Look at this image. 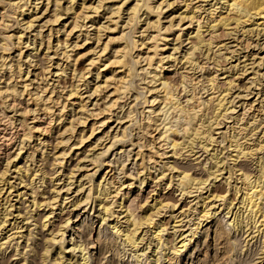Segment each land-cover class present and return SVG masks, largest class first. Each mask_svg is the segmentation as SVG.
Masks as SVG:
<instances>
[{
  "label": "bare ground",
  "instance_id": "bare-ground-1",
  "mask_svg": "<svg viewBox=\"0 0 264 264\" xmlns=\"http://www.w3.org/2000/svg\"><path fill=\"white\" fill-rule=\"evenodd\" d=\"M3 1L6 2V0H0V6L5 5V4H3V5L1 4V3H4ZM31 1L32 0L13 1L12 4L15 5V10L17 9V11H14L11 15H5V13L2 14L3 11H2V13L0 11V27L2 26L1 28H4L3 27L5 25L4 23H8V22L3 21L4 18H9V20H10V17H12L14 15H15V17H17L16 14L19 16H23L25 8L28 11L27 5H30ZM63 1L66 3V5L62 9L61 4H60L61 0L60 1L54 0L53 4L51 3L50 0H46V3H45L46 8L44 7V10H45V12L46 11L51 12L50 13L51 14L50 20H52V23L53 22L57 23V21L62 16L61 14L63 12H65V11H68V13L70 12L71 17H69V18L71 20L69 21L70 24L68 26V28L69 27L70 28L67 31L64 30V28L66 27L65 25H67V23L65 22L66 24L63 23L61 25V27L57 28L56 30H53L52 27L49 28L48 33L45 35L43 34L44 36L41 34V32H38L33 37V41L31 43L32 47H33V51L38 50L37 46H39L41 48L43 46L42 50L45 49L44 51H49L51 48H53L54 51L52 50V52L54 55L57 56L58 51L60 50L59 51V52H61L60 57L62 56L63 60L66 63H64L65 65L63 68H61V66H59V64H57L56 68H55L56 71L53 68V70H54L53 74L56 72L55 77H59V79H60L62 77L61 75L63 73L65 74L66 70H69L72 72L73 78H77L78 80L77 79L76 80L79 81V80H81V78H83V76H84L83 72L86 71L87 69L86 70L85 69L80 70V69L76 68V66H77L76 64L78 63L77 61H79V59L81 57H84L86 55H91L93 52L95 54V51L99 50L96 48H98L99 45H102V48L99 47L101 50V53H98L99 54V55H97L98 58L95 60V63H96V61H99L101 59L100 56H102L104 53H106L105 51L108 50V47L110 46L109 43H111L112 47L111 48L109 47V50H108V52L110 53L109 57L106 59L105 62H103L102 67L97 68V70L99 68H103L101 70V72H103L102 84L98 83L99 85H96L93 87V88H95V89H93L94 91L92 90L93 95H95L97 92H99L100 98H99V96L97 98H99V101L101 100V104L97 100L98 102L97 103L95 102V104H94V106H95L94 110L90 111V113L88 114L87 112H89V111L84 109L85 105H86L85 103H83L84 99L82 100V97H81L82 95L79 96V93H78L79 91L76 90L78 85H75L74 88L69 89V94L65 98H63L64 95L62 96L63 93L61 91V88L59 91L58 79H57V83L55 85L52 82H51L52 83L51 85H50V83H48L47 75H49V74L52 75V70H50V67L52 65L50 64L49 55H47V53H44V54L42 53L43 54L42 57H38L40 55L31 56L32 55L31 53H29L27 55L29 58L30 57L32 59L34 58V60L32 62L33 65L30 63V66L32 65V67H33V72H34V70L35 71L39 70V71L36 73L35 72L32 73L30 75V77H32L31 79L27 78L28 74L30 73V71L29 72L27 71V76L25 77L24 80H22V78H23V75L21 73V66L22 65L18 62V60H20V57L22 54V51H21V46H22L21 36L22 35L20 36L19 34L18 35L14 34V33L10 34L7 32H6V35H3V36L0 35L2 37L1 41H3V44H0V116H1L0 122L2 120H5L8 123L7 125H10V126L16 128L15 132H14V136H13V139H14L13 144H15L18 141L19 145H17V146H19V147L16 148L17 153L15 154V157H18V155L21 153V151H23V149L26 147L27 143H33L34 145H32V144L27 145L28 148H27L26 152L28 150H31V151H28L26 159L29 158L31 162L33 161L32 163H35V162L39 163V165H37V166L35 165V169H37V170L33 169L32 171H30V169L28 170L27 168L26 169L24 168V170H23V169H21L22 167H16V164H12L13 167L15 168L14 170H17L16 174H18L17 180L19 182L18 183L16 182V184H11V181L9 180L10 181L9 182L8 178H5L6 174H8L7 172L9 171V165L11 163V160H9L10 157L8 156L6 151L4 152L3 160H5V164H4L5 166L4 167L0 166V264H13L10 262L11 257L16 258L15 259L16 261L14 264H103V263L104 264H112L111 261H108L107 259L103 262V260L106 258V256L104 255L105 251H103V250H105L104 249L105 247H103L102 237L106 236V234H107L106 231H108L107 229H110L112 231V232L111 231L110 232L113 233L114 235L116 234V237L122 238V240H123L122 243H126L127 245H130L133 248H137V243L142 242V240L144 238V236L143 237L140 236L141 233L143 232L142 230H140V228L143 225H146V227L151 228L149 230H152V229H154V227L157 224L155 222V220L150 215H143L141 217H139V216L137 217L133 214L135 212L132 213V212H130L129 209H126L123 212H126L124 217H126L125 223L127 222V225H126L125 229L120 228V226H117V225H119L118 223H120L119 217L123 212L114 211V208H112L113 204L110 203L109 201H106V199H108V196L111 194V192L108 193L107 191H109V190L104 189L103 192L97 193L98 195L95 198L96 201L98 202L97 205L99 207V209L97 208V210L95 209L93 211V214L94 213L97 214L96 216H94L92 213L91 214L89 213L90 208L87 209V205L89 204L87 196H89V195H86V198L83 199L84 200L83 202H79L77 200H74L75 202H73V204L71 205L72 210L77 211L75 213V215L73 214L74 219L67 218L64 221V224L63 225L61 224V227L58 229V231H57L58 233L55 237H52L49 239V238L45 237L46 235H44L43 231L49 225V219L50 218L48 217V215H45V213H43V215H42L41 211H44L45 208H49V207H50L49 209H52V206L54 205L52 203V201H56V200H55V198L54 199L51 198L52 199L51 200L50 197L46 195L48 193V191L39 193V192H37V189L39 187H43L45 189L52 188V186H49V185L50 184L52 185V183H53L51 175L54 174L53 173L54 171H52L49 166L54 167V165H56L57 167H60V168L65 167L64 166V163H65L64 159H65L66 155H68V154H66V152L63 150L60 153H58V155H57L56 154L57 152L55 153V151L58 148L57 145H60L63 142L62 136L68 131H72V133H73L74 129H75L73 122H72L74 119L72 121L69 120V122L67 121V123L66 122L64 123V120L66 119V118L64 119V116H65L64 109H66L65 105H67L66 102H69V100L74 98V97L79 99L78 104L81 106L80 108L82 110L87 111L86 115L90 118L89 121L87 120L88 119L87 117H84L81 119V116H83L82 114L84 111H80V112H82V114L78 118L79 119L78 123L80 125H82V128L78 130V133L76 132V139L73 141L74 143L71 145L72 146L71 150L73 149L74 151H76L75 152L76 154L74 153L76 156L78 155V153H77L78 150H82L81 154H79V155H83V158L86 159L88 156L86 153H87V151H89L86 149V147H90L93 143L95 145H96V143L98 144V142H100L103 138L104 139L106 138L105 136H108L107 132L105 130H102L100 135H98V137L95 139V141L93 143H90L88 145H86V143L88 141H91L89 139H93L94 137H96L95 136L96 132L98 131L100 126L107 125L106 123L108 122V120L111 119V116L114 114V111L116 109L119 108L123 112V114H122V116H120V118L118 117V113H120L121 111L118 113L115 112L116 113L115 114V116H116L115 120L118 121L117 122L118 124H121L123 126V124L128 123V126H129L130 125L129 123H133V121L137 122V119L134 118L135 115L133 114L134 116H132L133 111H131L129 109H128V111H126L127 109L124 111L122 110L124 108V106H123V104L119 105V100L122 97L124 98L127 95L129 96V93H131V91L135 92V94H134V100L135 101L136 100L139 101L138 100L139 98H141L142 100H143V98H145V95H144L145 92L143 93L141 91L143 88L140 91L137 90L136 87L134 86L135 82H133L132 79L134 80V78L137 76L136 75V74H138V73H136L138 70L137 67L141 61L143 63H145V65L147 67H150V68L152 67V65L156 59L154 57L157 56L156 53L158 52V51H156V53L150 54V52H154V50L158 49V45L153 44V47L152 46L150 47L147 45L146 41H145L146 42V44H145L143 41L145 38L143 39L142 38L143 35H141L143 33L140 34L141 35V42L138 43L139 42L138 40H137L138 42L135 41L134 36H133V33L136 31L135 29H134L135 31L132 30L133 32H131V33H129V32L126 33L127 31L124 33V31L121 30L123 32L120 35L115 36V37H109L108 41H106L105 43L101 42V38H102L101 34L102 33L100 34V32L104 31V30L109 31V29H110L109 25L105 26L103 24L104 27H101V26H103V25H101L99 27L94 28L93 32H95V33H93L94 35H93L92 40H91V42L92 41L93 42L91 45L86 46L87 51L82 53V54H79V52H77L74 55L75 58H72L71 55L73 54L72 53L73 51L71 48H70L71 50L70 49L68 50L67 48H69L70 46H72L73 49H75L77 47L78 48L82 47L83 45H85V42H87L86 40L89 39L88 37H90V35L84 36V39L82 38V40H81V41H83L84 44H80V45L77 42L80 41L79 35H81V34L76 35L75 42L74 43L72 42L73 45L68 44V41H65V37H64V41L59 39L58 34L61 33L60 32L61 30L62 31L64 30V32H67L66 34L65 33L64 34H65L66 38H69L70 35L73 36L75 34L76 28L78 30V28H80V27L82 28V26L85 27V24H83V25L79 24V22L83 23V19H84V17H83L84 15L81 16L80 11H79L80 10L79 7L80 6L82 7V2L75 9L74 4H73V0H63ZM103 1H107V0H101L100 2H103ZM199 1H205V0H197L196 2H199ZM7 2H9V1H7ZM11 2H9V3H11ZM149 2H150V0H124V2L122 0L121 4H119V6L117 5L116 8L113 7L114 6L113 4L110 7H106L107 10H109L108 13H110V15L107 17L110 20V22L108 24L111 23L110 18L115 17L116 19L119 20V18H121L122 13L125 11L126 12L125 15H127V17H128L127 18L128 20L126 19V25L129 23V25L131 24L130 27H133V22L135 20L140 21V19H139L140 16L145 14L144 15L145 17L142 20V21H144L143 24L145 25V27L142 30L143 32L149 31L152 29H153V31H157V32H160L161 29L164 30L165 27L163 28L162 24H160V18H159V16L162 13L160 14L161 11L158 12V9L166 1L163 0L164 3L161 1V2H159L158 5L156 4V6H151ZM219 2H221V1L216 0L215 4L216 3L218 4ZM9 3H7L8 6H9ZM32 3H31V6H32ZM34 3H35V1H34ZM50 3H51V6L49 5ZM126 3H128V4L125 5ZM221 3H222V5L225 4V6L223 8V9H225L224 10L225 12L224 13L222 12L223 14L218 13L219 15L216 17L211 16L213 11H212V13L210 11H211V8L213 5L210 6V4L208 3L209 7H211L209 9L210 11L207 10L208 16L210 15V17L207 18L203 24H199V23L196 24L197 27L194 30L195 31L194 34L192 33L193 31L191 32L194 35V39L192 41L190 40V42H187V44H191V45H190V47H188L186 52H184L183 57H181L182 58L181 59L182 64H180L179 61L174 59V56L172 58V56L169 55V56H167V59L171 58L169 61L170 62L169 67L170 66H172V68L177 67V64L179 63L181 66H184L182 68H183V70L186 69V72L188 71L187 70L188 68H190V71H191V69H194L195 67H202V65L204 63H202L201 60L199 61L198 55H197L198 53H194V51H197L199 49V46L202 45V46L206 47V49H204L203 54H201L202 56H204V60L210 61L212 59L211 60L212 63L216 66V67H213V69L214 68L217 69V67L220 65V64L218 65V63L216 62L217 57H216V59H214L215 57L211 58L209 55V52H211V50H212L211 45L214 42H212V41L208 42V40H206L208 43L205 44L206 38L202 35L203 27H205L206 30L205 29L204 30L207 31L208 34L209 33L213 34V31L214 30L216 31V28L222 27L223 29H226V30L232 29V32L237 31L239 28L240 32L242 31L241 35H245V36H247V34H249V33L251 34L253 31L255 32L256 30H257L256 31L257 34H259L261 32L262 35H264V0H222ZM35 4L33 6L38 5V4H36V5ZM171 4H173V2L170 4H167V5L169 7H172V6H170ZM189 5H190V3H186V2L183 3L184 9L187 10L186 13L191 14V16L187 17L188 15L182 16L180 14L182 16L181 18L179 16L181 21H183L186 17L189 20L195 19L193 11L200 9L196 5H195V7L194 6L189 7ZM52 6L54 7L52 10L48 8V7H52ZM123 6H125L124 9H122ZM215 7H217V6H215ZM11 8H13V7H11ZM162 8H160V9H162ZM2 9L4 10L3 7H2ZM215 9H214V12L216 11ZM29 10H31V7ZM59 11H61V12H59ZM70 14H69V16H70ZM170 15H171V13L168 16H170ZM195 15H196V13H195ZM168 16L166 18H168ZM15 17H14V19H15ZM30 17H32V13H31V15L29 14V16L27 18H30ZM152 18H155V19H152ZM173 18H175V17H172L171 19H173ZM17 19H18V17H17ZM36 19L34 17V18H31V20L26 21L25 18H21V21L24 25H26V29L29 28V30H30L33 22ZM46 19L48 20L49 18L47 17ZM81 19H82V21H80ZM108 19H106V20H108ZM171 19L169 17V21H172ZM14 21H16V19ZM21 21H19V22H21ZM17 22H18V20H17ZM116 22L117 21H115V24H116ZM191 22H190V24H191ZM248 22H249V24H247ZM231 25H234L235 29L233 27L230 28ZM247 25L253 26V27H251L250 29L249 28L245 29V27ZM41 26H43V24ZM114 26H116V25H114ZM135 26H136V24H135ZM126 27H129V26L127 25ZM168 27H169V25L167 26V28ZM134 28H136V27H134ZM3 30H5V28ZM165 31H167V30H165ZM229 32H230V34H232L231 31H229ZM227 33H228V30H227ZM253 33H252V35H256V33H254V34ZM228 35H229V33H228ZM262 35H260V36H262ZM137 37H140V36H137ZM190 37H191V34L189 37L187 35V39H190ZM242 38H245V39L240 40ZM242 38L240 36V39H237V40H240L238 42L239 43L238 45L241 47L240 50L245 52L243 57H245L246 59L241 61L243 63L241 74H244V73H246V68H247L246 67L247 64H245V61L248 60V57L252 56L253 58L256 59L258 56H257V53H254V52H251V50H248L249 48H253L251 46L257 40H254L255 42L253 44H251L252 42L250 41L251 43H249L248 37L247 38L242 37ZM36 39L37 40L39 39L38 44L36 43L37 42ZM155 39H154V42L157 43L158 40L155 41ZM12 40H15L16 42L13 43ZM67 40H69V39H67ZM150 40H151V38H150ZM175 40L181 41L178 36ZM52 41H56L55 46H53L54 44L52 45ZM8 42H9V44H8ZM10 42H11V44H10ZM182 42H183V40H182ZM182 42H180L179 44L181 45ZM201 43H203V44H201ZM258 43L259 42H257L256 45ZM93 45H95V47H93ZM217 45H215V47H217ZM15 46L17 47V52H18V59L16 61L17 63H16V67H15L16 71L12 70V68H13L12 64H8L11 61V60H9V54H10L11 50H13V47H15ZM219 46H221V45H219ZM222 46L225 47V44ZM239 46H238V48H239ZM254 46H255V44H254ZM223 47H221V48H223ZM255 47L258 48L259 46L258 47L255 46ZM262 47H263V45H262ZM201 48L202 47H200V49ZM213 48H214V46H213ZM133 49L138 52L137 54H135V56H133V52H132ZM163 49H165V48H163ZM163 49L160 51H163ZM31 50H32V48H31ZM174 51H176V48H174ZM68 53H70V54H68ZM194 54L197 55V58L194 57ZM150 55H152V56H150ZM160 57H159L158 62H155L156 66L152 70V75H151V71H147L148 70L147 68H146L147 70L143 69V70L147 71V74H150V76H148V79H147L149 81L146 80L147 81L146 83L148 84V86L150 88L147 89L146 88L147 84H146L145 88L147 90L146 89L145 90H146L147 94L149 93V95H150L149 97H151V99H150L151 101H150V106H148L149 107V109L147 111L148 114L145 116V119H146L145 124L141 125V123H139V126H138L142 132L140 131L141 134H138V133H136V134L142 135V133H143L145 135H149L148 137L150 138V140L148 141V144H147L149 147L148 148L149 155H144L145 153H147L146 151L144 154H142L143 152L140 153V151H143V150H140L141 148L138 150V152L135 155V157L137 159L139 157V159L141 160V163H139V165L137 164L138 169H140V167L142 166V161H144V159H146V158L148 161H151V162H152V158H154V156L156 158H159V159L162 158V156L166 154L164 152V150L162 149V146H164V145L170 146L171 151H172V155H176V151L178 150L177 147H180L181 145H186V144L176 141L173 137L170 138V135H173L174 137H176L177 133H180V132L182 133V137H181V138H183L182 140H185L186 143L188 142V146L190 145V151L189 152H193L194 149H193L192 145L193 144L195 145V142H196V145H199L203 150H207L206 144L202 145V143H203L202 141H205L206 143L213 141V136L211 135L213 130H217L218 129L217 127H220V125L223 123V120L226 118V117H224L225 114L228 113V110L230 108V107L229 108L226 107V105L229 106L230 103L231 104L234 103L233 99H231L229 101L226 99V97L229 93L228 90H229L230 86L233 85V83H230V86L228 89H226V90L222 89V91H220V89H218V87L216 85H214V84H216V83H214V80H216V76L210 75V76H212V77H209L210 79L208 77H206V78L209 79V80H207V81H209L207 83L212 82L211 87H209V89L207 87H203V89L207 88V90H206L207 92L209 91V93L206 95V100L201 99L202 97L199 94L200 90L198 91L195 84H193V86L191 85L192 87L189 90H187L186 86L184 85L183 91H185V94L186 93H189V94L187 95L186 100H185L186 106H185V104L183 105L182 102L179 101L180 99L179 98L177 99V97L179 95L177 97L173 95L174 89L172 88L173 90H171V85H172V84L170 85L171 80L169 79L170 80L169 81L167 78H163L164 76L162 77V74H160L161 76L158 74L160 71L156 70L157 68L161 69V67H162L160 65V63H162V61L164 59L160 58ZM261 60L264 61V58L261 57L259 59V61H261ZM70 61H71V63H70ZM93 61L94 60H92L90 58L88 61L89 64L87 63L86 65H88V66L92 65ZM201 63H202V65H201ZM194 65H196V66L193 67ZM69 67H72V68L69 69ZM199 69H201V68H199ZM251 69H252V67H251ZM223 70L226 72L225 68ZM157 71H158V73H156ZM190 71H188V72L190 73ZM4 72H5V74L3 75ZM57 72H60V73H57ZM216 72H215V75H216ZM6 73L8 76H6ZM100 73L98 72L97 76H96L98 80H99ZM147 74H146V76H147ZM134 75H136V76L133 78ZM185 76H183V77L187 79V77H185ZM187 76H188V74H187ZM4 77H5V79L2 80V78H4ZM189 77H192V76H189ZM146 78L144 76V81ZM27 81H29V82L27 83ZM193 81L194 80H192V82ZM37 82H39L38 85L41 84V86H40L41 88L38 90L39 87L36 86V88L34 87L35 88L34 90H30L31 89L30 86L32 84L34 85ZM188 82L190 83V81H188ZM182 83H184V82L182 81ZM203 84L204 83H202V85ZM208 86H209V84H208ZM200 87H202V86H200ZM216 88H217V90H216ZM171 91H173V92H171ZM176 95H177V93H176ZM77 96H79V97H77ZM136 102H135V105L137 104ZM147 103H148V101H147ZM246 103H241V104H243V109H242L243 112L239 113L235 117L234 116L232 117V118H234V122H233L232 126L229 125V126L233 127L232 131H231L232 134L230 136L228 134V131L226 130L227 131L226 136L228 135L227 137L229 140H228V145L225 148L229 149L228 159L232 161L233 166H230L231 168L228 166L230 169L229 168L227 169V172H226L227 175H225L226 176L225 181L227 182V185L230 186V185H232L229 183L230 180L235 179V181H234L235 184H233V186H231L229 188L230 190L233 191L232 198L225 199L226 195H225V197L220 196L221 193L219 195L213 194V192L210 188H209V194L207 196H205V197L201 196L202 190L206 189L205 187H202V186H204V184L207 183L210 178L213 177V179H217V176L219 174H222V170H219L220 168H218V167L220 166L219 164L222 165L223 162H220V161L221 160L223 161V159H221V160L217 159V156H216L217 152L216 153L212 152L213 154L211 156V159L214 161L210 164L208 171H207L208 176L210 178L209 177H207L208 179H200L198 177L195 178V177H193L195 175L192 176L190 173L187 172L189 169L188 170L185 169L184 171H181V170L176 171V175H175V181L177 183L176 184L177 188H180L178 190V192L180 191L181 195L192 194L193 190L195 193L199 192L198 194H200V195H198V197L200 200H202V205H204V201L206 199H207V201H208V199L210 201V197H211V201L208 202L207 205H204V207H201L202 209L200 210V213H202V214L199 215L198 221H197V223H195V229L197 230L199 228V226H202L203 222H206L204 227L205 226H207V227H205L204 229L201 227L200 229H202L206 235V237H204V238H207V237L210 238L209 235H211V234L208 233L209 231L212 233V242H211V244L210 243L208 244L207 242H205L207 240L204 239L203 241L206 244H202V243L201 244L206 245L207 249L211 245H213L211 247L214 250H217V251L220 250L219 253H221V250H223L225 243H227L226 245H228V243L230 245L234 244L236 246V248L241 249V245H239L238 238H236V237L230 238L231 236H229V238H230L228 240L229 242L225 241V243H223L222 245H221V242H218L217 238L219 237V235L221 233H223L222 231H225L224 230L225 225L226 226L228 225L231 228H233L235 233L238 232V234H239V232L242 231V235H243V233L244 234L247 233L248 230H251L250 233L254 234V236L251 238L256 237V241L259 238V240H258L259 245L257 246L258 250H257L256 255L258 254L259 251H260V254L264 252V157H260L258 160L256 158L258 170H256L257 175H255V176L254 175L252 176L251 171L247 170L248 167L245 168L246 167L245 164H244L245 167H243V165L241 164L242 158H247V157L250 158V157H254L255 155L257 156V152H259V151L264 152V132H262L263 135L261 137H256L255 140H253V139L251 140L252 136H255V133H253V132L257 131L259 129L258 126L263 125L262 128L264 127V105L260 104V106H261L259 108L260 110L255 111L256 109L251 110L252 109L251 104H249L248 109H245V106H247ZM189 104H191V105H189ZM22 105H24V106L22 107ZM129 105L131 106V102ZM145 105H146V103H145ZM7 110L12 111V114H14V116H15V114H18L16 112L19 111L20 114H18V115L20 116V118L19 119L15 118V120H11L10 116H8L6 114ZM210 110H211L210 114H212V115H210V117H209V116H207V114L205 112L208 113V111H210ZM231 110L232 109H230L229 112L233 111V110L232 111ZM246 111H249V113H247ZM245 113H247L246 116L247 117L249 116L250 118L248 117L249 120L248 121L246 120L243 124L242 120L244 119ZM172 114H174V116ZM84 115H85V113H84ZM171 115H172V118L174 120H176L178 125L175 124V126H172L171 118H170ZM11 116H13V115H11ZM176 116H177V118H176ZM226 116H227V114H226ZM230 118H228V119H230ZM261 118H263V119H261ZM28 120H30V121H28ZM179 121H182V123ZM15 122L18 123L17 126H15ZM248 123L251 124L252 128L248 127ZM54 125H56V126H54ZM59 125H60V127H59ZM2 126H4L3 123H2ZM128 126H124L125 128L123 127L122 129L127 130ZM52 127L54 129L57 128L58 135H56V136L59 137L60 139H62V141H60V139H59V141H57L54 146H53L52 141H51ZM106 127H108V126H106ZM172 127H176V128L173 129ZM61 129H63V130H61ZM246 129H248V131L245 133ZM2 130H3V133H5L6 129L4 128ZM128 130H130V129H128ZM137 131L139 132V130H137ZM151 131L154 132V135H152V133H150ZM121 132L123 133V130ZM10 133H11V131H10ZM72 133H71V135H72ZM124 133H125V131H124ZM249 133H252V134L250 135ZM260 133H261V131H260ZM1 134L2 133H1V129H0V140H3L6 136L1 135ZM221 134L222 135L224 134L223 136H225V132H222ZM221 134H219V135H221ZM249 135H250V137H249ZM41 136H43V137H41ZM141 138L146 139L144 136ZM117 139L118 138H116L115 140L117 141ZM112 140H114V139L112 138ZM141 141L139 140V142H141ZM221 141H223V140H221ZM112 143H113V141H112ZM213 143L214 142H212V144ZM157 144H159V146L157 147V150L153 151V149L156 147ZM49 146L51 147V151H49V153H46L47 147H49ZM196 147H198V146H196ZM93 148H94V146H93ZM93 148H91V150ZM108 148L110 149V147H108ZM108 148H107V151H108ZM186 148H188L187 145H186L185 149ZM52 150H54V153L52 155H50L51 154L50 152H52ZM159 150L162 152L159 153L158 152ZM207 151H205V152H207ZM69 153H70V151H69ZM39 155H40V158L38 157L39 158L38 160H34V158H35L34 156H39ZM210 155H209V157H210ZM96 156H97V154H96ZM12 158H13V156H12ZM79 158L80 157H78L76 159V160H78L77 163L70 170H68L67 174L65 173L67 179H69L70 177L73 178V174H75V173H73V171H74L73 169L80 168V167H78V163L82 159L79 160ZM92 161L94 162L93 164H95L97 162L96 158H93ZM154 161H156V160L154 159ZM56 162H58V163H56ZM90 162H91V160H90ZM54 163H56V164H54ZM156 163H157V161H156ZM156 163H154V165ZM147 164H146V166H147ZM26 165H28V164H26ZM101 165L102 164L100 163V166ZM36 167H38V168H36ZM48 167L51 171L48 170ZM1 168H4V169H1ZM31 168H33V167H31ZM98 168H100V167H98ZM142 168L145 171L146 168L143 166H142ZM143 169L141 171H143ZM223 170H225V168ZM28 171H30L29 175H28ZM249 171H250V173H249ZM146 174L149 175L150 173H148V171H147ZM223 174H225V173H223ZM161 176H163V175H161ZM172 177H171V179H172ZM252 178H254V179L252 180ZM103 179H105L104 181H108L105 184L106 188H107V185H111V187H113V188L118 185L117 184L114 186L115 179H114V177H112V175H110L107 180H106V178H103ZM35 180H39V181H37L38 183L40 182L39 186L35 185ZM237 181H240V182L238 183ZM26 182H28V183H26ZM46 183H48L47 187H46ZM171 183H173L172 180L169 181V184H171ZM21 184H24V186L20 187V188H23L24 190H28L27 187H30L29 188L30 189L29 198H31V199L29 201L30 202L29 206H27L25 208L26 211L22 207L24 206L25 203H28V201L25 202L24 200H26V199H22V198L27 194L24 191H19L18 187ZM99 184H97V189L99 188L98 187ZM237 184H239V185H237ZM68 185H71V184H68ZM210 185H212V183H210ZM119 186H121V185L119 184ZM229 186H227V187H229ZM53 188H54V186H53ZM207 188H208V186H207ZM11 190L13 191V193H15V194H13L14 197L16 198L15 200H17V202L15 204L11 203V201H12V198H10L12 196ZM69 190H70V187H68L66 191L68 192ZM81 190H83V189L82 188L79 189L78 192ZM90 190L88 191L89 194L91 193ZM117 190H118V188L116 187L115 191H117ZM41 191H43V190L41 189ZM60 191H61V189H59L58 192H60ZM229 191H227V192L229 193ZM217 193H219V192H217ZM90 197L91 196H89L88 198H90ZM81 198H83V197H81ZM215 201H221V202L223 201L222 207L224 208L223 210H225V213L221 218H219V221L222 223V222H224L223 220H225L223 218H226L227 220H225V222H224L225 224H223L224 226L218 227L216 225L217 223L215 224L216 225L215 227H214V225L208 226V224L211 223L212 220H214L216 217L218 218V215H217L218 213H217L216 209L219 206L215 207V205H214V204H216ZM234 201H236V202L234 203ZM70 202H72V201H70ZM205 203H207V202H205ZM209 203H211L210 206H209ZM16 204H18L19 207L16 208L15 207ZM51 204H52V206H51ZM237 204H238V206H237ZM235 205L237 206V209H236ZM80 206H81V208H79ZM208 206L210 208L205 210V208ZM173 207H175V205L172 206V208ZM211 207H213V209L215 207L216 209H214V211H213V209H211ZM12 208H14V210L17 212L16 214H20L21 213L20 211H24L23 212L24 215L22 214L23 215L22 221H25L26 223L19 226V223L17 224L15 221L12 223H10L11 221L9 222V219H8L9 216L13 215L10 212V210ZM120 208H122V207H120ZM243 208H244V211L242 210ZM63 209H64V207L61 208L60 211L62 212ZM234 209H236L235 212L233 211ZM188 210H187V212H188ZM223 210L221 211V213H223ZM247 211H248V213H246V216L244 215L245 216L244 217L243 214H245V212H247ZM183 213H186V212H183ZM84 215H86V216H84ZM92 215H93V217H90ZM225 215H227V216L225 217ZM95 217L97 218L96 221H94ZM108 218H113V219H111V221L113 223H111L110 225H108L109 224L108 223L107 224L108 228L105 227V229L103 230L104 226L102 227V225L105 224V222L108 220ZM11 219L14 220L15 218H11ZM246 219H247V221L244 222L245 224H243L242 221L246 220ZM178 220L180 221V219H178ZM216 221H218V220H216ZM213 223L214 222H212V224ZM177 224L178 223H176L175 225H177ZM98 225H99V228H98L97 233L95 234V232H96L95 230H96ZM248 225H249V227H248ZM247 227H248V229L244 230V228L246 229ZM163 230H164V227L161 230H157V232H155L153 230L154 231L153 236L157 240L156 244H159L158 245L159 250L161 249L162 246H165L167 244L161 240L162 236H164V234L162 233L163 235L161 236L160 232ZM196 230H194V232H192L190 234L192 237L196 234L195 233ZM252 230H254V231H252ZM24 232H25V234H24ZM150 232L152 233V231H150ZM255 233H257V235H255ZM144 234L146 236V233H144ZM249 234L247 236H249ZM149 235H150V233H149ZM180 235L182 236V234H180ZM172 236H174V235H172ZM184 237L181 239L179 237L180 240L178 241V243H180V245L178 246V248L175 245L172 249V253L175 254L177 252L176 254H178V251L185 249L187 247V240H188V242H190L192 238L186 240V238H184ZM22 238H23V240H22L23 243H22L21 248L19 250H15L14 253L5 257L4 253H5L6 249L8 248V246L10 245V243L12 242V240H17V239H22ZM175 239H173V240L175 241ZM231 239H232V241H231ZM138 240H139V242H138ZM219 241H221V239H219ZM194 242H196V241H194ZM248 242H246V245H243V246H248L249 245ZM65 243H66V246H64ZM55 245H56V247H54ZM230 245H229L230 249H233ZM17 246L18 245H16V247ZM197 246L198 245L196 244V247ZM229 247L227 249H229ZM17 248H19V247H17ZM17 248H15V249H17ZM147 248H149V247H147ZM193 249H194V247H193ZM52 250H53V252H52ZM162 250H163V247H162ZM194 250H197V249H194ZM151 252L154 253L155 251H151ZM160 252H162V251L160 250ZM160 252H158L157 254L159 255ZM191 252L192 253H190L189 256H190V259L192 260V255L195 251L194 252L191 251ZM76 254L79 255V256H77L78 259L76 258V260L73 261V259H75V257H76ZM142 254H143V252H141L140 254H137V255L132 254L131 257L132 258L135 257L136 261H139V259H140L139 256ZM217 255H218V253H217ZM152 256H154V255H152ZM165 256L167 258V254H164V255L161 254L160 256H157L155 259H153V261H152L153 264H161L162 261L164 260ZM224 257H225V254H224ZM118 259L120 260V262L121 261L124 262V260H125L124 258H121V259L118 258ZM252 262H253V260H252ZM260 262L264 263V260L259 261L258 263H260ZM254 263H255V261H254ZM117 264H120V263L117 262Z\"/></svg>",
  "mask_w": 264,
  "mask_h": 264
},
{
  "label": "rangeland",
  "instance_id": "rangeland-1",
  "mask_svg": "<svg viewBox=\"0 0 264 264\" xmlns=\"http://www.w3.org/2000/svg\"><path fill=\"white\" fill-rule=\"evenodd\" d=\"M7 1H9V2L12 1V2L9 3ZM13 1H17V0H6V2L3 1L4 3H1L2 5L5 4L4 6H0L1 13L3 11L2 14L5 13V15H11L14 11H17V9L15 10V5L12 4ZM34 1L38 5H36L34 3ZM34 1L32 0L30 2V5H27L28 11L25 8V11L23 13L24 14L23 16H19V15L16 14V16L18 17V19H17V17H15V15L12 16V17H10V20H9V18H4L3 21L4 22H8V23H4L5 25L3 27L5 28V30H3L4 28H1L2 26L0 27L2 29V30L0 29V32H1L0 35H2V36L3 35H6V32L7 33H10V34L11 33H14L16 35L19 34L20 36L22 35L21 36V44H22L21 51H22V54H21L20 60H18V62L22 65L21 66V73L23 75L22 80H24L25 77L27 76V71L28 72L30 71V73L27 76L28 79H31L32 78V77H30V75L32 73H34V72L36 73V72L39 71V70H37V71L34 70V72H33V67H32L33 63L32 62H33L34 58L33 59L31 57L29 58L27 55L29 53H31L32 54L31 56L40 55L38 57H42L44 53H47V55H49L50 64L52 65L50 67V70H52V75H50V74L47 75V77H48L47 78L48 79V83H50V85L52 83L55 85L57 83V79H58V81H59V91H60V88H61V91L63 93L62 96L64 95L63 98H65L69 94V89L74 88L75 85H78L76 90L79 91L78 92L79 93V96L82 95L81 96L82 97V100L84 99L83 100V103L86 104V105L84 104L85 105V108L84 109L89 111V112H87L85 110H82L80 108L81 106L78 104L79 103V99H77L75 97L72 98V99H70L69 102H66V104H67V105H65L66 106V109H64V113H65V116H66V117L64 116V119L65 118L66 119L64 120V123L65 122L67 123V121L69 122V120L72 121L74 119L72 122H73V125H74L75 129H74V132L73 133H72V131H68L69 133L66 132L62 136L63 137V142H62L63 145L62 144L57 145L58 148L55 151V153L57 152L56 153L57 155H58V153H60L63 150L66 152V154H68V155H66V157L64 159L65 160L64 161L65 162L64 163V166L65 167L64 168H60V167H57L56 165H54V167L53 166H49L50 169L52 171H54L53 172L54 174L51 175V178H52L53 183H52V185L51 184L49 185V186H52V188L45 189L43 187H39L37 189V192H39V193L40 192H47L48 191V193L46 195L49 196L50 199L51 198H53V199L55 198V200H56V201H52V203L54 204L53 206L51 204L52 209H49L50 208L49 207V208H45L44 211H41V214L42 215H43V213H45V215H48V217L50 218L49 219V225L43 231L44 232V235H46L45 237L46 238H49V239L52 238V237H55L57 235V233H58L57 232L58 229L61 227V224L63 225L64 224V221L67 218L74 219L73 216L77 212V211H73L72 210V207H71V205L73 204V202H75L74 200H77L79 202H83L84 201L83 199L86 198V195L91 196L90 198H88L89 196H87L88 203H89L87 205V209L90 208V212L89 213L90 214L91 213L93 214V211L95 209L96 210H97V208L99 209V207L97 205L98 202L95 199L96 196L98 195L97 193L103 192V190L106 189V190H109V191H107L108 193L111 192V194L109 195L110 197L108 196V199H106V201H109L110 203L113 204L112 205V208H114V211H116V212H123L126 209H129L130 212H132V213L135 212L133 214L135 216H137V217L138 216L141 217L143 215H150L155 220V222L158 225L155 223L156 226L152 230H149L151 228L146 227V225H143L142 226L143 228L142 227L140 228V230L143 231L140 236H142V237L144 236V238H143L142 242L137 243V248H133L130 245H127L126 243H122V241H123L122 238L116 237V234L114 235L113 233H111L112 231L110 229H107L109 232L110 231L111 232L109 233L108 231H106L107 232L106 236L105 237L104 236L102 237V239H103V247H105L104 248L105 250H103V251H105L104 252L105 253L104 255L106 256V258L103 260V262L107 259L108 261H111L112 264H117V262L120 263V264H153L152 261L157 256H160L161 254L162 255L167 254V258L165 256L164 257V260L162 261L161 264H165V263L166 264H168V263L169 264H176V263L177 264H201V263L202 264H264L263 262L258 263L259 261L264 260V252L260 254V251H259L258 254L256 255L257 250H258L257 249V246L259 245V241H258L259 238H258L257 241H256V237L251 238V237L254 236L253 233H250L251 230H248L247 233H245V234L243 233V235H242V231H240L239 234H238V232L235 233L233 228H231L228 225L227 226L225 225V228H224L225 231H222L223 233H221L219 235V237L217 238L218 239V242H221V245H222L223 243H225V241L226 242H229L228 240L230 238L236 237V238H238L239 245H241V249L236 248V246L234 244L233 245L235 247L232 244L230 245L228 243V245H226L227 243H225L224 244L225 246L223 247V250H221V253H219L220 250L217 251V250H214L211 247L213 245H211L208 249H207V246L206 245H202V244H206L205 242H207L208 244L209 243L211 244V242H212V233L209 231L208 233L211 234V235H209L210 238L209 237H207L208 239L207 238H204V237H206V235L203 232V230L200 229V228L202 227L204 229L205 227H207V226L204 227V225L206 224V222H203L202 226H199V228L197 230L195 229V223H197L199 215L202 214V213H200V210L202 209L201 207H204V205H207L208 202L211 201V197H210V201H209V199H208V201L206 199L204 201V205H202V200H200L199 197H198V195H200V194H198L199 192L198 193L197 192L195 193L194 190H193L194 193L192 192V194H189L190 196L189 195H186V194L181 195L180 194V191L178 192V190L180 188H177V185H176L177 183L175 181L176 171H180V170L181 171H184L185 169L186 170L189 169L187 172L190 173L192 176L195 175V176H193L195 178L198 177L200 179H208L207 177H209V176H208V172L207 171H208V168H209L210 164L214 161V160L211 159V156H212L213 153H216L217 152L216 153L217 159L218 160L223 159V161L222 160L220 161V162H223L222 165L219 164L220 166L218 167V168H220L219 170H222V174H219L218 173L219 174L218 175L219 177L217 176V179H213L212 176H211L212 178L209 177L210 179H209V181L207 180L208 182L206 181L207 182V183H205L206 185L204 184V186H202V187H205L206 189L204 188L205 190H202L201 196L202 197L207 196L209 194V188H210L212 190L213 194H218L219 195L221 193L220 196H224L225 197V195H226L225 199L232 198L233 191L230 190L229 188L231 186H233V184H235L234 183L235 179H233V180L231 179L230 180L229 183L232 184L230 186L227 185V182L225 181V177H226L225 175H227L226 174L227 169L230 166H233L232 161L228 159L229 149L225 148L228 145V140H229L228 137H227L228 135L226 136V133L228 131L229 136L232 134L231 131H232V128L233 127H231V126L233 125V122H234V118H232V117L233 116L235 117L239 113L243 112V110H242L243 109V104H241V103H246L247 102L246 103L247 106H245V109H248L249 104H251L252 105V107H251L252 109L251 110H255L256 109L255 111L260 110L259 109L261 107L260 104L261 105H264V61L263 60L259 61V59L261 57L264 58V44H263L264 43V35H262L261 32L259 34H257V32H256L257 30L255 32L253 31L254 33H256V35H252L253 32L251 34L250 33L247 34V36L241 35L242 31L240 32L239 28L235 32L234 31L232 32V29H227L228 30V33H229V35H228L227 30L226 29H223L222 27H220L222 30L220 28H216V31L214 30L216 33L213 31V34L211 33L212 34L211 35L209 33L210 34L209 35L208 32L205 31L206 30L205 27H203V29H202V35L206 38L205 39V44L208 43V42H211V41L214 42L211 45L212 46L211 47L212 50H211V52H209V55H210L211 58L212 57H215L214 59H216V57H217L216 62L218 63V65L219 64L220 65L217 67V69L216 68L213 69V67H216V66L212 63V61H211L212 59L210 61H206V60H204V56L201 55V54H203L204 49H206V47L200 45L199 46V49H200V47H202V48L200 50L198 49L197 51H194V53H198L197 55H198L199 61L201 60L202 63H204V64L202 65V63H201L202 67H195L196 65H194L193 67H195V68L194 69H191V71H190V68H188L187 70L190 71V73H189L188 71L186 72V69L183 70L182 67H184V66H181L180 65V64H182V62H181L182 61L181 60L182 58L181 57H183L184 52H186V50L188 49V47H190V45H191V44H187V42H190V40L192 41L194 39V35L193 34L195 33L194 30L197 27L196 24L197 23L203 24L205 22V20L210 17V15L208 16V11H210L209 9L211 8V7H209V4H210V6L213 5L212 8H211V11H210L211 13L213 11V13L211 15L212 17H216L220 13H222V12L224 13L225 12L224 11L225 9H223L224 6H225V4L222 5V3H221L222 0H217V1H221L218 4L217 3L215 4L216 0H205V1H199V2H196L197 0L196 1L195 0H164V1H166L165 3L163 2V0H150L149 3H150L151 6H156V4L158 5L159 2H161V1L164 3V4L162 3L163 5L160 6V8H162V7L163 8L162 9L159 8L160 10L158 9V12L161 11L160 14L162 13L159 16V18H160V24H162L163 28L165 27L164 30L161 29L160 32L153 31V29L152 30H149V31H144V32L142 31L143 28L145 27V25L143 24L144 21H142L144 19V17H145L144 16L145 14L140 16V18H139L140 21H136L135 20L133 22V27H130L131 24L129 25V23L127 24L129 27H126L127 26L126 25V19L128 17H127V15H125L126 14L125 11L122 13L121 18H119V20L116 19L115 17L110 18L111 19V23L108 24L110 22V20L107 17L110 15V13H108L109 10H107L106 7H110L113 4L114 5L113 7L116 8L117 5L119 6V4H121L122 0H109V1L107 0V1H103V2H100L101 0H73V4H74L75 9L82 2V7L81 6L79 7V9H80L79 11H80V15L81 16L84 15L83 16L84 19H83V23H80L79 22V24H81V25L85 24V27L82 26V28L80 27V28H78V30L76 28L75 29L76 32L74 31L75 34L73 36L70 35L69 38H66L65 34L67 32H64V30L67 31L70 28V27L68 28V26L70 24L69 21L71 20L69 18V17H71L70 12L69 13H68V11L63 12L61 14L62 16L57 21V23H54V22L52 23V20H50L51 19V17H50V15H51L50 13L51 12L46 11L47 12L46 13L45 10H44L46 0H34ZM50 1H51L52 4L54 3L53 2L54 0H50ZM123 2H124V0H123ZM172 2H173V4L170 5L172 7H169L167 4H170ZM184 2L190 3L189 7H191V6H194L195 7V5H196V6H198L200 8L199 10H196L197 12L195 10L193 11L194 16H195V19L189 20L187 18V17L191 16V14L186 13L187 10L184 9V7H183V3ZM7 3H9V6H8ZM31 3H32V6H31ZM51 3L49 4L50 6H51ZM34 4L36 6H33ZM60 4H61L62 9L66 5V3L63 0H61ZM127 4L128 3H126L125 5H127ZM53 6L52 7H48V8L52 10L54 8ZM215 6H217V7H215ZM2 7L4 8V10L2 9ZM11 7H13V8H11ZM30 7H31V10H29ZM124 8H125V6L122 7V9H124ZM214 9L216 10L215 12H214ZM59 12H61V11H59ZM31 13H32V17L27 18L29 16V14L31 15ZM170 13H171V15L168 16ZM195 13H196V15H195ZM69 14H70V16H69ZM180 14L182 16L183 15H186V16L188 15V16L184 20L182 19L183 21H181L180 18L182 16ZM167 16H168V18H166ZM179 16H180V18H179ZM14 17H15L16 21H14L15 20ZM34 17H35V19L37 18L38 20L36 19L33 22L32 27L30 28V30H29V28L26 29V25H24L22 23L21 18H25V20L27 21V20H31V18H34ZM47 17L49 18L48 20L46 19ZM169 17H170V19L172 17H175V18L171 19L172 21H169ZM106 19H108V20H106ZM152 19H155V18H152ZM17 20H18V22L19 21H21V22L18 23ZM80 21H82V19ZM115 21H117L116 24H115ZM65 22L67 23V25H65L66 26L65 27L66 29L64 28L63 31L62 30L60 31L63 35L61 33L58 34L60 40L64 41V37H65V41H68V44L73 45V43L75 42L76 35L81 34V35H79V38H80L79 40L80 41L77 42L80 45V44H84L83 41H81L82 38L84 39V36H89L90 35V37H88L89 39L86 40L87 42H85V45H83L82 47H79V48L77 47V48L73 49L72 46H70L69 48H67L68 50L70 48L72 49V51H73L72 52L73 54L71 53L72 54L71 55L72 58H75L74 55L77 52H79V54H82V53H84V52L87 51L86 46L87 45H91L92 42H93V41L91 42V40H92V37L94 35L93 33H95V32H93L94 31V28L99 27V26H101L103 24L105 26H107V25L110 26L109 31L104 30V31H101L100 32V34L102 33L101 34L102 35L101 42H103V43H105L106 41H108L109 37L118 36L123 31H124V33L126 31H127L126 33H128V32L131 33V32H133L132 30L135 29L136 31L134 30L135 32L133 33V36H134V40L135 41L138 40L139 42L138 41L137 42L140 43L141 42V35H143L142 38L143 39L145 38L143 41H144L145 44L147 42V45L148 46H150V47L152 46L153 47V44L154 45L157 44L158 45V49L154 50V52H150V54H153V53H156V51H158L156 53V55L158 57L157 56L154 57L156 59H155L153 65H152V67L151 68L150 67H147L145 65V63H143L141 61L142 63L140 62V64L137 67L138 70L136 72V73H138V74H136L138 77L136 75L133 76V78L136 76L134 78V80L132 79V81L135 82L134 83V86L139 91L142 88L144 90L146 88L147 89L150 88L148 86V84L146 83L147 81H149V80H147L148 79V76H150V74H147V71H151V75H152V70L156 66V63L155 62H158L160 56H161L160 58H163L164 60L162 61V63H160V65L162 66L161 69L160 68H157L156 69V70H158L160 72L158 73V71H157L156 73H158L159 75L162 74V77L164 76L163 78H167L168 80L169 79L171 80L170 85L171 84L173 85V86L171 85V90L174 89L173 90L174 92L173 91H171V92H173L174 93L173 95L176 96V97L179 95L177 97V99L179 98L180 99L179 101L182 102L183 105L185 104V106H186L185 100H186V97H187V95L189 93H186L185 94V91H183L184 90V85L186 86L187 90H189V89H191V87L193 86V84H195V86L197 87L198 91L200 90L199 91V94L202 97L201 99L202 100H206V95L209 93V91L207 92L206 90H207V88L209 89V87H211V84H212V82L211 83H207V82H209V81H207V80L210 79L209 77H212L210 75L216 76V80H214V83H216V84H214V83L213 84L216 85L218 87V89H220V91H222V89H224V90L228 89L229 86H230V83H233V85H231L230 88H229V90H228L229 93L227 92L229 96L227 95L226 99L228 101L231 100V99H233L234 103H232V104L230 103L229 106L226 105V107H228V108L230 107V108L228 110V113H226L227 116H226V114L224 116V117H226L224 119L225 121L223 120V123L220 125V127H217L218 128L217 130H213V132H212L211 135L213 136V141L212 142H214V143L212 144V142L206 143L205 141H202L203 142L202 145L206 144V148H207L208 151L207 150H203L199 145H196V142H195V145L198 146V147H196L193 144L194 146L192 145V147H193L194 150H193V152H189L190 151V145L188 146V142L186 143L185 140H182L183 139V138H181L182 137V133L180 132V133H177V136L176 137H174L173 135H170V138L173 137L176 141L185 143L189 149L188 148L185 149L186 145H181L180 147H177L178 150L176 149L177 150L176 151V155H172L171 147L164 145V146H162V149L164 150V152L166 154L163 155L162 158L159 159V158H156L154 156V158H152V162L151 161H148L147 158H146V159H144V161H142V166L146 168L145 171L142 168V166L140 167V169H138V165H139V163H141V160L139 159V157L137 159L135 157V155H136V153L138 152V150L140 148H141L140 150H143V151H140V153L143 152L142 154H144L145 151H146L147 153H145L144 155H149V153H148V148L149 147H148L147 144H148V141L150 140V138L148 137L149 135H145L143 133H142V135H137L136 134V133L141 134V132H142L139 129L138 126H139V123H141V125L142 124H145V122H146L145 116L148 114L147 113V111L149 109L148 106H150V101H151L150 100L151 97H149L150 96L149 93L148 94L146 93V90L147 89L145 91L142 89L141 91L143 93L144 92L146 93V94L144 93L145 98H146V99L143 98V100L145 99L144 101L141 98H139L138 99L139 101L136 100L137 101L136 102L134 100V94H135V92H133V91H131V93H129V96L127 95L124 98L122 97L120 99L121 101L119 100V105H122L123 104V106H124V108L122 110L124 111V110L127 109L126 111H128V109H129V110L133 111L132 112V116L135 115L134 118L137 119V122L133 121V123H129L130 124L129 126H128V123L123 124V126L121 124H118L117 123L118 121L115 120L116 119L115 114L118 113V112H120L121 110L119 108L116 109L114 111V114L111 116V119L109 118L110 120H108V122L106 123L107 125L100 126L99 129H98V131L96 132V135H95L96 137H94L93 139H89L91 141H88L86 143V145H88L90 143H93L95 141V139L98 137V135H100V133L102 132V130H105L107 132V135L108 136H105L106 138L105 139L103 138L100 142H98V144L96 143V145H95L93 143L90 146L91 148H93V146H94L95 149L93 148L91 150L90 147H86V149L89 150L86 153L88 155L86 159L83 158V155H79V154H81V151L82 150H78V152H77L78 155L76 156L75 155L76 154L75 153L76 151H74L73 149L71 150V147H72L71 145L74 143L73 141L76 139V132L78 133V130L82 128V125H80L78 123L79 122L78 121L79 120L78 118L82 114V112H80V111H84L83 114H82L83 116H81V119L84 118V117H87L88 118L87 120L89 121L90 118L86 114L87 113L89 114L90 111L94 110V108H95L94 104H95V102L97 103L99 101V98H100L99 92H97L99 95L97 93L95 95L92 94V92L94 91L93 89H95L93 87L96 86V85L102 84V81H103L102 80L103 79L102 78L103 72H101V70L103 68H99L98 70H97V68L98 67H102L103 62H105L106 59L109 57L110 53L108 52V50H109V47L110 48L112 47V44L109 43L110 46L108 47V50L105 51L106 53L103 54L104 56L103 55L100 56V58L102 60L100 59L99 61H96V63H95V60L98 58V56H97V55H99L98 53H101L100 48H102V45H99L100 48L99 47L96 48V49H99V50L98 51L96 50L95 51V54L93 52L91 55H86L84 57H81L79 59V61H77L78 63L76 64L77 65L76 68H78L80 70L81 69L82 70L83 69H85V70L87 69L86 71L83 72L84 73V76H83V78H81V80L77 81L78 80L77 78H73L72 72L69 71V70H66L65 74L63 73L61 75L62 77L59 79V77H55V73L56 72L53 74V71L55 70L57 64H59V66H61V68H63L64 65H65L64 63H66L63 60V57L62 56L60 57V53H61V52H59L60 50L58 51V54L59 55L57 54V56L53 54V52H52V50L54 51L53 48H51L49 51H44L45 49L42 50L43 49V46H42V48L39 47V46H37L38 47V50L37 51H33V47H32V44L31 43L33 41V37L38 32H41L42 35L43 34L45 35V34L48 33V29L49 28L52 27L53 30H56L57 28H60L61 25L63 23H65ZM190 22H191V24H190ZM42 24H43V26H41ZM113 24L116 25V26H114ZM135 24H136V26H135ZM247 24H249V22ZM104 25L101 26V27H104ZM168 25H169V27L167 28ZM134 27H136V28H134ZM231 27L234 28V25H231L230 28ZM251 27H253V26H248L247 25L245 27V29H248V28L250 29ZM121 30H123V31H121ZM165 30H167V31H165ZM229 31H231L232 34H230ZM20 32L21 33L23 32V33L21 34ZM141 33H143V34H141ZM190 34H191L190 39H187V35L189 37ZM260 35H262V36H260ZM137 36H140V37H137ZM177 36L180 38L181 41H179V40L176 41L175 40L177 38ZM240 36H241V38L242 37H246V38L248 37L249 38V43L252 42L251 44H253L255 42L254 40H257L254 44L257 47L259 46L258 48H256L254 46V44H253L252 46L250 45L253 48H249L248 49V50H251V52L257 53V56L258 57L255 59L252 56H249L248 57V60L245 61V64H247L246 65V67H247L246 68V73H244L245 75L244 74H241L242 66H243V63L241 61H243V60L246 59L245 57H243V55L245 54V52L241 51L240 50L241 47L238 45L239 44L238 42L240 40H244L245 38L240 39ZM152 37L154 39L156 38L155 41L158 40V42L157 43L154 42V39ZM1 38L2 37L0 36V44H3V41H1ZM150 38H151V40H150ZM67 39H69V40H67ZM237 39H240V40H237ZM182 40H183V42H182ZM206 40H208V42ZM12 42L15 43L16 41L15 40H12ZM180 42H182L181 45L179 44ZM257 42H259V43L256 45ZM36 43L37 44L39 43V39L37 40ZM55 43H56V41H52V45L54 44L53 46H55ZM8 44H9V42H8ZM10 44H11V42H10ZM201 44H203V43H201ZM214 44L215 45L218 44L217 47H215ZM224 44H225V47L222 46ZM219 45H221V46H219ZM237 45L239 46V48H238ZM262 45H263V47H262ZM213 46H214L215 49L213 48ZM93 47H95V45H93ZM221 47H223V48H221ZM31 48H32V50H31ZM163 48H165V49H163ZM174 48H176V51H174ZM162 49H163V51H160ZM132 52H133V56H135V54L138 53L134 49H133ZM68 54H70V53H68ZM169 55L172 56V58L174 56V59H176L177 61H179L180 64L178 63L177 64V67H174V68H172V66L169 67V65H170V62L169 61L171 59V58L167 59V56H169ZM197 55L194 54V57L197 58ZM150 56H152V55H150ZM90 58L92 60H94V61H93V64L92 65H89L88 66L86 64L87 63L89 64L88 61H89ZM17 59H18V52H17V47L15 46V47H13V50H11V52L9 54V60H11V61L8 63V64H12V67H13L12 70H15V71H16L15 67H16V63H17L16 61H17ZM30 63L32 64L31 66H30ZM70 63H71V61H70ZM251 67H252V69H251ZM53 68H54V70H53ZM70 68H72V67H69V69ZM199 68H201V69H199ZM224 68L226 69V72L223 70ZM143 69H146L147 71H145ZM98 72L99 73L100 72L102 73V74L100 73V75H99V80L96 77ZM215 72H216V75H215ZM57 73H60V72H57ZM4 74H5V72L3 73V75ZM146 74H147V76H146ZM187 74H188V76H187ZM6 76H8L7 73H6ZM144 76H145V78L147 77L145 79V81H144ZM183 76L187 77V79L184 78ZM189 76H192V77H189ZM206 77H208L209 79L206 78ZM4 79H5V77L2 78V80H4ZM192 80H194V81L192 82ZM182 81L184 83H182ZM188 81H190L191 84ZM200 81L202 83H204V84L202 85V83ZM28 82L29 81H27V83ZM38 83L39 82L35 83L34 84L35 86L32 84L30 86V88H31L30 90H34L36 88V86L39 87L38 88V90H39L41 88L40 87L41 84L38 85ZM146 84H147V86H146ZM208 84H209V86H208ZM145 86H146V88H145ZM200 86H202V87H200ZM203 87H207V88L203 89ZM216 90H217V88H216ZM176 93H177V95H176ZM79 96H77V97H79ZM98 96H99V98H97ZM147 101H148V103H147ZM130 102H131V106L129 105ZM135 102L137 103L136 105H135ZM99 103L101 104V100L99 101ZM145 103H146V105H145ZM189 105H191V104H189ZM23 106L24 105H22V107ZM230 109H232L233 111L231 110L232 112H229ZM9 111L10 110H7L6 111V114L8 116H10L11 120H15V118L16 119H19L20 118V116L18 115V114H20L19 111L16 112L18 114H15V116H14V114H12V111H10V112ZM246 112L249 113V111H246ZM84 113H85V115H84ZM205 113L209 117H210V115H212V114H210L211 113V110L208 111V113L207 112H205ZM247 113L244 114V119L242 120L243 121L242 122L243 124H244V122L246 120L248 121L249 118H250L249 116H248L249 118L246 116ZM122 114H123L122 111L120 113H118V117L120 118V116H122ZM11 115H13L14 117L11 116ZM172 115L174 116V114H172ZM172 115L170 116L172 126H175V124L178 125L177 122H176V120H174L172 118ZM176 118H177V116H176ZM228 118H230V119H228ZM0 119H1V116H0ZM261 119H263V118H261ZM4 121L5 120H2L1 121L4 124V126H2V123L0 122V127H1L0 129H1V133H2L1 135H5L7 138L5 137L3 140H0V166L1 167H4L5 166L4 165L5 164V160H3V158H4L3 155H4V152L6 151V153L10 157L9 160H11V163L9 165V171L7 172L8 174H6L5 178H8V181L10 180L11 181V184H16V182L17 183L19 182L17 180L18 179V174H16L17 173V170H14L15 168L13 167L12 164H16V167H22L21 169H23V170H24V168L25 169L27 168L28 170L30 169V171H32L33 169H35V165L37 166V165H39V163H36L35 161H34L35 163H32L33 161L31 162L29 158L26 159L27 158L28 151H31V150H28L26 152V150L28 148L27 145L28 144L34 145L33 143H27L26 147L23 149V151H21V153L18 155V157H15V154L17 153L16 148L19 147V146H17V145H19L18 144V141L15 144H13L14 143L13 136H14V132H15V129L16 128L15 127H12L10 125H7L8 123L6 121H5L6 122L5 123ZM28 121H30V120H28ZM17 122H15V126L18 125ZM179 122L182 123V121H179ZM229 125H231V126H229ZM54 126H56V125H54ZM106 126H108V127H106ZM124 126H128L127 127V130L128 129H130V130L127 131V130L122 129ZM262 126L263 125H259L258 126L259 129L257 128L258 130L256 129L257 131H254L253 132V133H255V136H252L251 140L252 139L255 140L256 137H261L263 135L262 132H264V127L262 128ZM53 127H52V133H51V141H52V144L54 146L55 143L57 141H59L60 138L56 136V135H58L57 128L54 129ZM59 127H60V125H59ZM248 127L249 128H252L251 127V124L248 123ZM4 128L6 129L5 130V133H3V130H2ZM172 128L174 129L176 127H172ZM248 129H246L245 133L248 131ZM61 130H63V129H61ZM120 130L121 131L123 130V133ZM137 130H139V132ZM10 131H11V133H10ZM124 131H125V133H124ZM260 131H261V133H260ZM70 132L72 133V135H71ZM220 132L221 133L222 132H225V136H223L224 134L222 135ZM150 133H152V135H154V132L151 131ZM219 134H221V135H219ZM249 134L251 135L252 133H249ZM250 135H249V137H250ZM143 136L146 139H142L141 137H143ZM41 137H43V136H41ZM111 137L114 140H112ZM116 138H118L117 141L115 140ZM139 140L140 141L142 140V141L139 142ZM221 140H223V141H221ZM60 141H62V139H60ZM112 141H113V143H112ZM158 146H159V144L156 145V147L153 149V151L154 150H157V147ZM108 147H110V149ZM107 148H108V151H107ZM54 150H52V152H50L51 153L50 155H52L54 153ZM46 151H47L46 153H49V151H51V147L50 146L47 147V150ZM69 151H70V153H69ZM205 151H207V152H205ZM158 152L161 153L162 151L159 150ZM96 154H97L98 157L96 156ZM209 155H210V157H209ZM12 156H13V158H12ZM34 157H35L34 160H38L40 158V155L39 156H34ZM78 157H80L79 160L82 159L78 163V167H80V168H76L77 170L76 169H73L74 170L73 173H75V174H73V178L70 177L69 179H67L65 173L67 174L68 170H70L77 163L78 160H76V159ZM260 157H264V152L263 151L257 152V156L255 155L254 157L242 158L241 159L242 162L241 161L240 162L243 165V167H245L244 166V164H245L246 165L245 168H247V167L249 168V169L247 168V170H250L251 171V175L252 176L253 175L255 176V175H257L256 170H258V166H257V163H256V158L258 160ZM93 158H96V161L97 162L95 164H93L94 163L92 161ZM154 159L157 161V163H156V161H154ZM90 160H91V162H90ZM56 163H58V162H56ZM56 163H54V164H56ZM100 163L102 164L101 166H100ZM154 163H156V164L154 165ZM26 164H28V165H26ZM146 164H147V166H146ZM31 167H33V168H31ZM49 167H48V170L51 171L49 169ZM98 167H100V168H98ZM36 168H38V167H36ZM141 168L143 169V171H141L142 170ZM224 168H225V170H223ZM1 169H4V168H1ZM35 170H37V169H35ZM30 171H28V175H29V172ZM147 171H148V173H150L149 174L150 176L146 174ZM250 171H249V173H250ZM223 173H225V174H223ZM110 175H112V177H114V179H115L114 186L117 185V184L118 185L115 186L114 188L111 187V185H107V188H108L107 189L106 186H105V184L108 181H104L105 179H103V178H106V180H107ZM161 175H163V176H161ZM171 177H172V179H171ZM253 179L254 178H252V180ZM170 180H172L173 183L169 184V181ZM37 181H39V180H35V185L36 186H39L40 185V182L38 183ZM237 182L239 183L240 181H237ZM26 183H28V182H26ZM210 183H212V185H210ZM68 184H71V185H68ZM97 184H99V186H98L99 188L98 189H97ZM119 184L121 186H119ZM47 185H48V183H46V187H47ZM237 185H239V184H237ZM21 186H24V184H21L18 187L19 191H24L27 194V195L24 196L25 198L24 197L22 198V199H26V200H24L25 202L28 201V203H25L24 206L22 207L23 209H25L27 206H29V203H30L29 201L31 199V198H29V194H30V189L29 188L30 187H27L28 190H24L23 188H20ZM53 186H54V188H53ZM207 186H208V188H207ZM227 186H229V187H227ZM68 187H70V190L67 192L66 190H67ZM116 187L118 188L117 191H115ZM81 188L83 190H81V191L78 192V190L81 189ZM41 189L43 191H41ZM59 189H61L60 192H58ZM89 190L91 191L90 194L88 192ZM216 191L219 192V193H217ZM227 191H229V193ZM11 193H12V196L10 197V198H12L11 203L12 204H15L17 202V200H15L16 198L13 195L15 193H13V191ZM81 197H83V198H81ZM70 201H72V202H70ZM205 202H207V203H205ZM235 202L236 201H234V203ZM215 203H216V204H214L215 207L219 206L218 207L219 209L218 208L216 209L214 207V209H216V211L218 213L217 214L218 215V218L216 217L214 220H212V222H214V223L212 224V222H211V223L208 224V226H210V225L211 226L214 225V227L216 225L218 227L224 226L223 224H225L224 222L227 219L226 218H223L225 220H223L224 222H222V223L219 221V218H221L224 215V213H225V210H223L224 208L222 207L223 206L222 205L223 204V201L222 202L221 201H215ZM174 205H175V207L172 208V206H174ZM210 205H211V203H209V206ZM209 206L206 207L205 210L209 209L210 208ZM237 206H238V204H237ZM237 206L235 205L236 209H237ZM15 207L16 208L19 207L18 204H16ZM63 207H64V209L61 212L60 209L63 208ZM120 207H122V208H120ZM79 208H81V206ZM211 209H213V207H211ZM214 209H213V211H214ZM236 209H234L233 211L235 212ZM187 210H188V212H187ZM222 210H223V213H221ZM242 210L244 211V208ZM25 211H26V209H25ZM10 212L13 214V215L9 216V218H8L9 219V222L11 221L10 223H12V222L15 221L17 224L19 223V226H21L24 223H26L25 221H22V216L24 215V213H23L24 211H20L21 212L20 214H16L17 212L14 210V208H12L10 210ZM183 212H186V213H183ZM246 213H248V211L245 212V214H243V216L244 215L246 216ZM125 214H126V212H123L120 215V217H121V218L119 217L120 223H118L119 225H117V226H120V228H123V229H125L126 228V225H127V222L125 223V219H126V217H124ZM93 215L96 216L97 214L94 213ZM93 215L90 216V217H93ZM84 216H86V215H84ZM226 216L227 215H225V217ZM11 218H15V219L13 220ZM111 219H113V218H108V220L106 221L107 223L105 222V224L102 225V227L104 226L103 230L105 229V227L108 228V225H110L111 223H113L111 221ZM178 219H180V221ZM96 220H97V218L95 217L94 218V221H96ZM216 220H218V221H216ZM246 221H247V219L246 220H243L242 221L243 224H245L244 222H246ZM176 223H178V224L175 225ZM163 227H164V230L161 231L160 233H161V236L163 234H164V236H162V239L161 240L164 243H167V244L165 246H162L163 247V250H162V247H161L160 250L162 252H160L159 246H158L159 244H156L157 240L153 236L154 235L153 232L154 231L157 232V230H161ZM248 227H249V225H248ZM248 227L246 229L244 228V230H247ZM98 228H99V225L97 226V228L95 230L96 231L95 234L97 233ZM194 230H196L197 232L195 231L196 234L192 237L190 234L192 232H194ZM150 231H152V233ZM252 231H254V230H252ZM144 233H146V236H145ZM149 233H150V235H149ZM24 234H25V232H24ZM180 234H182V236ZM248 234H249V236H247ZM172 235H174V236H172ZM255 235H257V233H255ZM178 236L180 237V239L183 238L184 236H185L184 238H186V240L187 239H191V238L192 239H191L190 242H188V240H187V247L185 249H182V250L178 251V254H176L177 253L176 252L175 253L176 255H175L174 253H172V249H173V247L175 245L177 246V248L180 245V243H178V241L180 240ZM229 236H231V237L229 238ZM173 239H175V241ZM204 239L207 240V241L204 242L203 241ZM219 239H221V241H219ZM22 240H23V238L22 239H17V240H12V242L10 243V245L8 246V248L6 249V251L4 253V256L5 257L6 256H9L10 254L14 253L15 250H19L21 248V246H22V243H23ZM194 241H196V242H194ZM231 241H232V239H231ZM138 242H139V240H138ZM246 242H248L249 245L248 246H243V245H246ZM196 244L198 245L197 247H196ZM16 245H18L17 247H19V248H17ZM229 245L233 249H230ZM64 246H66V243H65ZM54 247H56V245ZM147 247H149V248H147ZM193 247H194V249H197V250H194ZM228 247H229L230 250L227 249ZM15 248H17V249H15ZM151 251H155L156 253L155 252L153 253ZM191 251H193V252L195 251L193 253V255H192V260L190 259V256H189V254L192 253ZM52 252H53V250H52ZM141 252H143V254L139 256L140 257L139 261H136V258L135 257H133V258L131 257L132 254L137 255V254H140ZM158 252H160L159 255L157 254ZM217 253H218V255H217ZM224 254H225V257H224ZM152 255H154V256H152ZM77 256H79V255L76 254V257H75V259H73V261L76 260ZM118 258H120V259L121 258H124L125 260L123 259L124 262L123 261L120 262V260ZM15 259L16 258L11 257L10 262L14 264L15 261H16ZM252 260H253V262H252ZM254 261H255V263H254Z\"/></svg>",
  "mask_w": 264,
  "mask_h": 264
}]
</instances>
